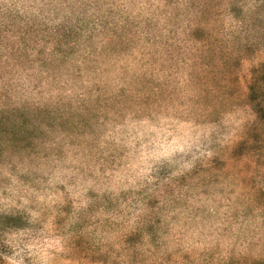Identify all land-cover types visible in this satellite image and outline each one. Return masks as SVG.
Here are the masks:
<instances>
[{
    "label": "rangeland",
    "instance_id": "rangeland-1",
    "mask_svg": "<svg viewBox=\"0 0 264 264\" xmlns=\"http://www.w3.org/2000/svg\"><path fill=\"white\" fill-rule=\"evenodd\" d=\"M5 2L0 264H264V0Z\"/></svg>",
    "mask_w": 264,
    "mask_h": 264
},
{
    "label": "clouds",
    "instance_id": "clouds-1",
    "mask_svg": "<svg viewBox=\"0 0 264 264\" xmlns=\"http://www.w3.org/2000/svg\"><path fill=\"white\" fill-rule=\"evenodd\" d=\"M114 8H118V9H127V11L124 12L125 15L129 16V13L131 14L129 16V18H131V16H135L137 14V12L139 11V9L136 8L135 3H129L127 2V0H123V2L118 3L116 5H111ZM4 7L5 9H12V10H16L19 11L21 14H23L26 10L30 9V6L25 4V5H21V4H14V3H10V2H6L4 3ZM64 6L60 5V4H56L53 3L51 5H41V4H37L35 6H31V11L35 12L36 8H46L48 9L45 13V15H47L50 19L51 17L58 11H60ZM163 5L162 4H155V10H158L160 8H162ZM92 14V10L89 11V15ZM54 23H58L59 21H51ZM238 115H241L238 113ZM169 120H177V121H183L180 117L175 116L174 114L172 115H168ZM243 116L241 115V119L236 121V124L239 125L240 123H242L243 121ZM186 123V122H185ZM212 129L209 128L207 130H202L201 128L197 127L196 129H194L195 131V136L199 137L201 134V131L204 132L205 138H207V132L211 131ZM234 136V133H229V135L222 137L218 143L220 144V146L223 148L226 145L231 143V140ZM112 137L110 135L106 136L105 139H111ZM191 141L192 138H190L183 147H180L178 149H173L171 152H164L160 155H157L155 157H149L147 158L144 163L142 165L139 166L140 171L137 173V175H146L147 172H149L152 168V164L156 163L159 159L161 158H169L171 157L173 154L175 153H187L191 147ZM119 143V141H118ZM197 151L199 152V157L204 158V159H211L214 155V153L212 151H200L198 146H197ZM197 159L196 155H193L192 159L190 161H188L187 163H182L181 164V170H188L191 169L193 167V163L194 161ZM151 161V162H149ZM177 173H173V175H176ZM129 183H133L132 180L129 181ZM24 249L28 250L29 255L35 256L37 257V261L36 264H47V260L48 257L46 255V252L44 251V249L40 248L39 245L37 244H25L24 245ZM24 249H21V251H23ZM16 255H20V252H17ZM6 261V264H23L22 260H15V259H10V258H3Z\"/></svg>",
    "mask_w": 264,
    "mask_h": 264
},
{
    "label": "trees",
    "instance_id": "trees-1",
    "mask_svg": "<svg viewBox=\"0 0 264 264\" xmlns=\"http://www.w3.org/2000/svg\"><path fill=\"white\" fill-rule=\"evenodd\" d=\"M256 106H258L257 111H258V112L260 111L261 114H262V116H264V103L258 101V104L256 103Z\"/></svg>",
    "mask_w": 264,
    "mask_h": 264
}]
</instances>
